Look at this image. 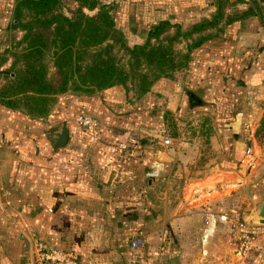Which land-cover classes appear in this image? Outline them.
I'll return each instance as SVG.
<instances>
[{"label": "crops", "instance_id": "obj_1", "mask_svg": "<svg viewBox=\"0 0 264 264\" xmlns=\"http://www.w3.org/2000/svg\"><path fill=\"white\" fill-rule=\"evenodd\" d=\"M99 1L112 14L120 9L135 15L130 21L141 32L129 33V44L141 42L159 19L186 26L215 10V0ZM256 1L262 21L250 15L226 25L191 52L187 66L159 77L140 96L121 84L90 94L66 90L43 113L28 111L20 99L14 104L0 99V264H67L38 260L28 230L52 247L74 252L78 264H229L228 252L235 264H253L264 245L239 257L224 224L215 221L204 235L203 219L239 209L231 197L247 183L257 181L258 200H264V153L246 159L264 108V0ZM12 2L0 0V32L9 27ZM11 62L9 55L0 59V85L2 75L12 74ZM183 107L219 115L208 137L217 154L203 165L188 141L179 149L150 135L164 128V113L176 119ZM79 113L98 119L97 138L75 122ZM62 122L67 140L53 148ZM136 128L146 134L137 135L140 148H108ZM228 134L237 136L226 143ZM220 157L232 160L224 164ZM254 207L242 212L246 218ZM135 236L144 239L143 246H130Z\"/></svg>", "mask_w": 264, "mask_h": 264}, {"label": "trees", "instance_id": "obj_2", "mask_svg": "<svg viewBox=\"0 0 264 264\" xmlns=\"http://www.w3.org/2000/svg\"><path fill=\"white\" fill-rule=\"evenodd\" d=\"M65 1L74 3L69 14L60 10ZM238 1L215 0V10L208 17L186 26L159 19L141 42L129 45L105 2L13 0L8 28L22 33L9 52L13 69L0 85V99L9 104L20 99L28 111L43 113L56 92L72 89L90 94L115 84L125 86L127 81L140 96L159 77L187 66L191 52L218 36L226 25L250 15L263 20L256 0L244 8L236 6ZM83 8L95 10L86 13ZM178 43L183 46L178 48ZM48 65L55 80L48 77Z\"/></svg>", "mask_w": 264, "mask_h": 264}, {"label": "rangeland", "instance_id": "obj_3", "mask_svg": "<svg viewBox=\"0 0 264 264\" xmlns=\"http://www.w3.org/2000/svg\"><path fill=\"white\" fill-rule=\"evenodd\" d=\"M73 6H74L73 2L65 1L62 4V6L60 7V10L69 14V10L71 8H73ZM84 12L89 13L87 11H84ZM113 15H114V18L116 20V23L119 25L121 30L124 32V34H125L124 36H126L125 37L126 42L128 40V42L131 43V39H128L127 35H129V33H131V34L135 33L134 31H137L139 33L141 32V30H137L136 25H134L133 22L130 21V20L135 21V19H136L135 15L133 13L130 14L127 11L123 12L120 9L113 11ZM21 33H22L21 30L12 29V28H7V29H4L0 32V59H3L7 55H9V57L11 59H13L11 57V55L9 54V52L12 50V46L18 40ZM129 38H131V37H129ZM135 38L136 37H133L134 40H135ZM128 42H127V44H129ZM129 45H131V44H129ZM177 46H178V48H181L183 46V44L178 43ZM19 47L20 46L17 45V48H19ZM121 53H122L121 51H118V54H121ZM10 66H11V64L7 67V70L13 69V68H10ZM4 68H6V67H4ZM47 74H48V77L55 80V72H54V69L52 68V66H50V65H48V67H47ZM7 76H8V74L7 75L4 74V75H2V78L4 77L3 79L6 80ZM0 82H1V74H0ZM124 87L127 90L131 91V93L136 95L135 92L133 91L132 86L130 85V83L128 81ZM68 90H72V89H68ZM77 92H83V91H77ZM61 93L62 92H56L55 94H53L54 99L57 98L58 95L61 96ZM126 96H128V95H126ZM188 100L189 99L187 98L185 101L186 102L185 105L188 104ZM261 100L262 99H259V101H261ZM263 103H264V100H263ZM191 105L192 104H190V102H189L188 106L191 107ZM178 112L179 113H178L176 119L173 118V116H170L169 114L164 113L163 125H162V127H164V128H161L159 126L156 130L152 131V133L150 135L154 134L155 138H158L161 134L167 133L171 137V143L170 144L173 146H177L179 149H185L187 146L185 141H188V143H189L188 147L194 149L196 152L195 157L197 159L196 161H197L198 165H203L204 163H207L209 160L211 161V160L215 159V155L217 154V148L215 147V145L213 143L210 142L208 137H209V135H211V131L213 132V129L211 128V124H210L211 120L212 119L213 120L219 119L218 118L219 115L217 114V112L213 111L214 113H212L210 115L211 117L207 114L192 113L186 107L181 108V110H179ZM263 114H264V108L262 111V116H263ZM127 115L129 116V114H127ZM133 117H134V121L133 120H131V121L135 122L136 116L133 115ZM138 121L140 122L141 120H138ZM261 122L259 124V127H258L256 135H255L256 145L254 146L253 153L250 157L246 158L249 161L253 158L255 159V158L261 157L264 153V151H263L264 150V145H263L264 139L261 138V136L264 135V123H261ZM200 124H201V126H200ZM132 133L135 135L141 134L142 136H143V134H145V132L139 128L132 130ZM194 137H196V138H194ZM232 139H234V138L231 136L229 137V134H228L225 142L226 143L231 142ZM216 143L220 144V141L217 140ZM185 153H186V150H185ZM231 160H232L231 158L220 157V162H223L224 164H229L231 162ZM245 162H246V160H245ZM201 173L202 172H199L198 175ZM256 187H257V181H255L253 183L244 184L242 187H240L237 190L236 193L233 192L234 194H232L231 198H232V200L234 199V201L238 202V207H239L241 212L249 211V209L252 208L253 205H255L257 201H259L258 199H260L259 198L260 194H258L259 192H256L257 191ZM262 239H264V238H262ZM255 245H262L263 246L264 240L256 242ZM226 259L230 261L229 264H235V262L237 261V258L235 256H233L230 252L227 253ZM251 263H253V264H264V250L259 255L255 254V256L251 259Z\"/></svg>", "mask_w": 264, "mask_h": 264}, {"label": "built area", "instance_id": "obj_4", "mask_svg": "<svg viewBox=\"0 0 264 264\" xmlns=\"http://www.w3.org/2000/svg\"><path fill=\"white\" fill-rule=\"evenodd\" d=\"M74 120L92 138H97L98 133L96 130L99 121L96 117L87 113H79L75 115ZM160 141L164 145H169L171 137L163 133L160 135ZM142 145L143 143L139 136L128 134L123 138L111 140L108 143V148L113 152H119L122 150H134ZM250 150L251 146L248 144L244 150L245 154H249ZM215 221L222 222L228 229L230 241L239 257H244L256 242L264 238V222L246 218L239 209L235 208L229 212H218L215 217L204 218V235H209L212 232ZM26 233H29L31 245L38 260H56L67 264H78L77 255L74 252L52 247L43 238L37 236L34 231L28 230ZM27 234L26 237L28 236ZM143 244L144 239L142 237L135 236L130 240L132 248L143 246Z\"/></svg>", "mask_w": 264, "mask_h": 264}, {"label": "water", "instance_id": "obj_5", "mask_svg": "<svg viewBox=\"0 0 264 264\" xmlns=\"http://www.w3.org/2000/svg\"><path fill=\"white\" fill-rule=\"evenodd\" d=\"M54 135H55V141L53 144V148H57L65 144L68 137L67 126L65 122L61 123L59 130L55 132ZM248 219L264 222V200H259L255 204V207L251 211V218Z\"/></svg>", "mask_w": 264, "mask_h": 264}]
</instances>
